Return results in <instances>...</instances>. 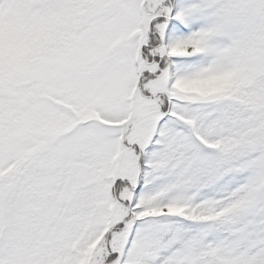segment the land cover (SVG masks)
Instances as JSON below:
<instances>
[{
	"label": "snow or ice",
	"instance_id": "snow-or-ice-1",
	"mask_svg": "<svg viewBox=\"0 0 264 264\" xmlns=\"http://www.w3.org/2000/svg\"><path fill=\"white\" fill-rule=\"evenodd\" d=\"M0 264H264V0H0Z\"/></svg>",
	"mask_w": 264,
	"mask_h": 264
}]
</instances>
